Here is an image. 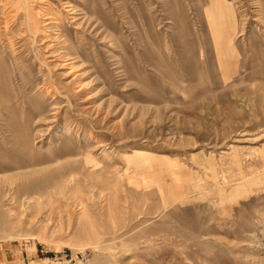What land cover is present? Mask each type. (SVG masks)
I'll return each instance as SVG.
<instances>
[{
  "label": "rangeland",
  "instance_id": "rangeland-1",
  "mask_svg": "<svg viewBox=\"0 0 264 264\" xmlns=\"http://www.w3.org/2000/svg\"><path fill=\"white\" fill-rule=\"evenodd\" d=\"M4 249L264 264V0H0Z\"/></svg>",
  "mask_w": 264,
  "mask_h": 264
},
{
  "label": "bare ground",
  "instance_id": "bare-ground-1",
  "mask_svg": "<svg viewBox=\"0 0 264 264\" xmlns=\"http://www.w3.org/2000/svg\"><path fill=\"white\" fill-rule=\"evenodd\" d=\"M214 4V3H213ZM215 5V4H214ZM219 6H220V3H219ZM223 6V5H222ZM213 8V7H212ZM215 8V7H214ZM222 9V8H221ZM27 10V9H26ZM223 10V9H222ZM220 10L218 9V13H215V12H212V15L211 17H214L216 20L217 19H222L223 21H225L226 24H228V26H232V24L234 23L233 22V18H232V15L231 13H229V11H225V10ZM216 11V9H215ZM28 12V11H27ZM28 15V14H27ZM218 23V22H216ZM229 26V27H230ZM5 30V29H4ZM6 31V30H5ZM226 43V42H225ZM223 47V46H222ZM217 54V53H216ZM224 58V57H223ZM221 60V58H220ZM49 91V90H48ZM68 154L67 152L64 153V155ZM32 187V186H31Z\"/></svg>",
  "mask_w": 264,
  "mask_h": 264
},
{
  "label": "crops",
  "instance_id": "crops-1",
  "mask_svg": "<svg viewBox=\"0 0 264 264\" xmlns=\"http://www.w3.org/2000/svg\"><path fill=\"white\" fill-rule=\"evenodd\" d=\"M16 262V257L14 254L8 249H4L0 251V264H14Z\"/></svg>",
  "mask_w": 264,
  "mask_h": 264
}]
</instances>
